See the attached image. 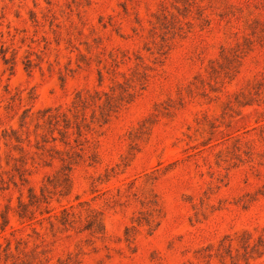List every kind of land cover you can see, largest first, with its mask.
<instances>
[{
    "label": "rangeland",
    "instance_id": "374dc122",
    "mask_svg": "<svg viewBox=\"0 0 264 264\" xmlns=\"http://www.w3.org/2000/svg\"><path fill=\"white\" fill-rule=\"evenodd\" d=\"M224 48L238 72L214 78ZM95 90L116 111L74 117ZM0 173V264H264L224 242L264 233V0H0Z\"/></svg>",
    "mask_w": 264,
    "mask_h": 264
},
{
    "label": "trees",
    "instance_id": "16d2710c",
    "mask_svg": "<svg viewBox=\"0 0 264 264\" xmlns=\"http://www.w3.org/2000/svg\"><path fill=\"white\" fill-rule=\"evenodd\" d=\"M170 16L172 18L174 16V13H172L171 11L164 10V12L162 13L163 20L160 22L159 25H155L154 28H159L163 32H165L170 27L175 28L177 24L171 21ZM178 18L179 17H177V20H176L177 23L179 22ZM180 28H182V27L180 26ZM162 38H163V40H165V37H163V35H162ZM222 58L224 60H222L218 64V66H215V65L212 66L213 67L212 72L214 74L213 76H214V78H219L221 76H223L222 78H232L238 72V64L240 61V52H238V50H233V49L228 50V49L224 48ZM118 84L120 86H123L120 83H118ZM135 87H136V84L133 85L132 83L129 82V85L123 86V92H120V95H124V97L127 96V97H129V99H133V97H135L137 95V90H135ZM113 90H115V89H113ZM103 96H105L104 99H103ZM120 99H124V98H120ZM91 105H94V106L101 108L100 109L101 117L102 116L103 117L104 116L110 117L111 113L113 111H116V108L119 105V101H118V98L115 99V96L112 95V93H108V92H105L102 90L101 91L95 90L94 93L89 92V91L87 93H83L82 91H79L77 93L76 101H74V108H75L76 112L73 116L74 117L81 116L83 118V120L86 121L87 118H86L85 114L80 112V110H84V112H85V109L90 107ZM42 117H43V119H45V124H49L52 126L53 125H60L61 123H64L66 125V127H65V130L62 131V134L63 133L66 134L68 131V128L72 125V122L70 123L71 117H69L67 112L61 111L60 109H55V111H53L52 108H48L45 110ZM107 120H108V118H107ZM107 120L105 119V122ZM75 125L79 129L78 132L81 135V132H82L81 131V122H79L78 119H76ZM16 139H17V141H22V139L20 138L19 135L16 136ZM53 148H55V147H53ZM65 167L67 169V171L64 173L65 181L69 182L70 181L71 164H67ZM16 170L17 171L18 170L24 171V173L19 174V179H20L22 184L27 182L28 178L25 177V173L28 169L25 167V163L23 162L21 167L16 166ZM0 176H1L2 183H3V181H5V178L3 177V175L1 173H0ZM12 176L14 178L15 174H13ZM0 188H4V187L1 186ZM46 191H48L47 186L42 188V192H43L42 195H43L45 201H47V199H48L47 195L45 194ZM31 194H32L31 204L33 205V203H35L37 200H38V203H40L39 195L36 194V192H33L32 190H31ZM21 206H23V210L18 212L19 217L20 218L30 217L27 214L28 204L21 202ZM151 210L155 213L156 216H149L147 218L148 223H151V220H152L151 217H154L153 221H155V219L157 218V215L159 214V209L157 208L156 202L154 203V207ZM62 212H63V215H62L63 216V223L71 222L72 219L70 217L74 216V214H75L74 210L71 208L70 209L65 208ZM97 212L99 213V211L93 210L92 214L89 215L86 228L88 230H90L92 233L103 234L104 233L103 220L98 215ZM149 215H152V212ZM2 218H3V222L0 224H1V230H4L6 224L8 223V217H7L6 213H4L2 215ZM242 234H243L242 237H241V235H237L236 237H232L231 235H228L224 238V242L229 243V248L227 250L229 252H231L232 251L231 245H232L233 241L236 238H238L239 241L241 242L240 247H242V255H243L242 257L246 262H248L250 259L254 258V255H260L262 253V251L264 250V233L261 234L260 236H258L257 238H253L252 234L249 231H244ZM0 247H1V244H0ZM240 247L237 248L238 251H240ZM220 253L223 256V253L221 251H220ZM211 255L212 254H210V256ZM230 257H233L232 254L230 255Z\"/></svg>",
    "mask_w": 264,
    "mask_h": 264
}]
</instances>
